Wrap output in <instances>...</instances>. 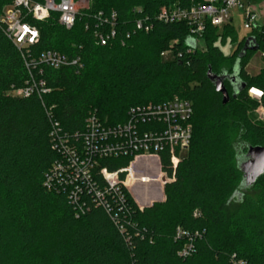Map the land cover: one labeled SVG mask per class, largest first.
Listing matches in <instances>:
<instances>
[{"label": "trees", "instance_id": "trees-1", "mask_svg": "<svg viewBox=\"0 0 264 264\" xmlns=\"http://www.w3.org/2000/svg\"><path fill=\"white\" fill-rule=\"evenodd\" d=\"M87 1L88 10L70 30L60 27L55 17L36 23L40 37L33 55L56 51L80 57L83 65L79 73L43 68L40 79L50 91L41 96L7 94L24 87L29 75L0 25V264H264V173L243 190L237 167L248 147L264 146V124L250 118L264 109V69L257 76L245 71L253 54L264 57V24L240 41L231 24L221 34L207 24L203 48L193 49L184 23L153 21L150 33H137L124 46L115 42L99 47L85 30L87 14L115 12L121 36L137 19L153 20L162 7L189 8L205 0ZM8 2L0 0V13ZM227 37L236 48L225 57L217 42L225 43ZM249 37L258 49L246 52L239 62L238 77L245 88L233 98L225 81L229 102L223 105L207 78L208 68L215 75H230ZM252 89L260 98L250 95ZM174 97L192 105V138L172 182L164 187V202L140 211L121 187L122 210L107 212L84 194V211L77 213L65 191L44 187L45 175L58 158L51 147L48 113L62 132L73 134L84 130L89 112L114 125L131 107ZM238 141L241 149L236 148ZM159 158L171 176L169 158ZM128 162L103 159L98 169L114 172ZM96 180L101 188L98 174ZM177 228L197 234L185 258L178 256L184 241L175 239Z\"/></svg>", "mask_w": 264, "mask_h": 264}, {"label": "built area", "instance_id": "built-area-1", "mask_svg": "<svg viewBox=\"0 0 264 264\" xmlns=\"http://www.w3.org/2000/svg\"><path fill=\"white\" fill-rule=\"evenodd\" d=\"M257 7L250 0H205L202 4L189 8L173 5L162 7L153 17L145 16L137 19L132 30L118 34V16L115 12H96L87 14L85 30L92 34L94 43L104 47L115 42L124 46L137 33H150L153 21L163 24L184 23L188 27L189 38L195 42L201 41L205 26L219 30L230 24L232 12L236 10L243 16V29H257L264 14V0H259ZM9 0L0 13V25L6 38L19 51L29 78L24 87L11 89L8 95L17 98H29L32 95L41 96L50 90L40 79L43 68L59 70L71 68L76 73L83 69L80 57L69 58L56 51H42L32 54V49L39 41V30L36 23H44L55 17V21L65 30L73 28L78 17L88 10V1L81 0ZM84 4L83 6H79ZM193 49H188L191 53ZM169 50L166 51V55ZM163 55V53L161 54ZM256 99L261 93L249 91ZM51 122L49 133L52 150L58 158L45 175L44 187L47 190H63L67 200L77 213H83L85 202L83 195L92 198L107 212L114 208L122 210L124 195L121 187H125L130 195L136 186H161L164 188L172 182L183 154L189 148L192 138L193 115L189 101L174 97L159 103H147L131 107L127 110L125 119L118 124L102 121L94 112H89L84 121V130L68 134L62 132L59 124ZM161 154L169 158V168L172 175L168 176L160 165ZM127 158L126 167L109 172L106 168L98 169L99 161L103 159ZM97 170V173H96ZM97 174L103 185L96 180ZM120 174H124L123 180ZM102 184V183H101ZM160 187V188H161ZM143 196L149 195L142 193ZM142 211V207L138 205ZM197 234L190 235L177 228L175 239L183 240V246L178 256H189L194 247ZM233 264H247L244 261H234Z\"/></svg>", "mask_w": 264, "mask_h": 264}, {"label": "water", "instance_id": "water-1", "mask_svg": "<svg viewBox=\"0 0 264 264\" xmlns=\"http://www.w3.org/2000/svg\"><path fill=\"white\" fill-rule=\"evenodd\" d=\"M188 47L194 48V41L189 39L187 41ZM258 46L254 38L249 37L246 39L242 50L240 51L236 62L233 66L230 75H215L208 68L207 78L213 84L216 93L221 95L222 104L225 105L229 102L228 93L224 87V82L228 81L232 87V97L235 98L245 88V84L239 79V62L248 51H257ZM237 167L242 172L241 189H247L254 184L256 179L264 173V146L263 147H248L246 154L237 159ZM238 195V194H236Z\"/></svg>", "mask_w": 264, "mask_h": 264}, {"label": "rangeland", "instance_id": "rangeland-1", "mask_svg": "<svg viewBox=\"0 0 264 264\" xmlns=\"http://www.w3.org/2000/svg\"><path fill=\"white\" fill-rule=\"evenodd\" d=\"M76 2L81 3V0H74ZM84 4L79 5L80 7L83 6ZM264 11V10H263ZM234 17L233 24L232 26L234 27L235 33L237 35L238 41L242 40L243 38L247 37L251 31H246L243 29V16L241 12H237L234 10L231 13ZM260 23L264 24V14L261 15V21ZM223 27L218 30V34H221ZM195 45V42H194ZM217 45L219 46L222 54L225 57L230 56L233 51L236 48V44L233 43L232 39L230 37L226 38L225 43H222V39L217 42ZM171 47V44L169 45V48ZM197 49H202L203 48V42L198 41L196 44ZM168 50V49H167ZM166 50V51H167ZM166 51L163 52V55H160L161 57H165ZM227 68V67H226ZM264 69V57L262 54L259 52L255 53L252 55L250 61L248 62L245 71L249 76H257L262 70ZM252 122H259L261 124H264V109L258 108L253 114L250 116ZM102 120V119H101ZM240 142L238 141V144L236 143V148L241 149L243 146L239 145ZM188 149L186 150V152ZM185 152V153H186ZM184 153V154H185ZM183 154V155H184ZM181 162V161H180ZM179 162V163H180ZM179 165V164H178ZM161 187V186H160ZM159 186H136L132 190L131 197L137 201L138 205L142 207V210L145 208L151 207L155 203H162L165 200L164 197V188H160ZM165 187V186H164ZM142 193H147L149 195L143 196Z\"/></svg>", "mask_w": 264, "mask_h": 264}, {"label": "crops", "instance_id": "crops-1", "mask_svg": "<svg viewBox=\"0 0 264 264\" xmlns=\"http://www.w3.org/2000/svg\"><path fill=\"white\" fill-rule=\"evenodd\" d=\"M250 2H251V4H253V5L257 6V7L260 5V1L259 0H250ZM233 20H234V17L232 15L231 16V22H230L231 25L233 24ZM253 91H256V90L253 89Z\"/></svg>", "mask_w": 264, "mask_h": 264}]
</instances>
